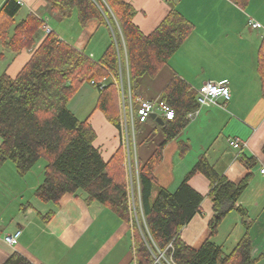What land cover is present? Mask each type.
<instances>
[{"label": "trees", "instance_id": "trees-1", "mask_svg": "<svg viewBox=\"0 0 264 264\" xmlns=\"http://www.w3.org/2000/svg\"><path fill=\"white\" fill-rule=\"evenodd\" d=\"M44 1L64 19L76 13L82 27L98 20L108 29L111 42L101 59L95 61L55 31L47 33V20L35 13L17 23L22 10L19 0L3 3L0 46L16 55L28 50L31 57L16 76H10L7 70L0 76V167L10 161L16 173L25 177L45 160L44 180L35 193L42 202L58 208L64 196L72 195L88 204L98 203L122 221L132 222L122 146L111 159L105 160L94 145L97 135L89 119L80 120L68 104L84 83L94 82L99 92L97 109L120 128L119 89L114 79L120 82L122 75L126 92L130 90L134 98L141 95L144 82L159 75L194 26L178 11L173 0H166L171 6L169 14L148 35L135 25V9L127 0ZM230 1L243 10L250 3V0ZM0 58H4V53H0ZM258 73L264 97V40L258 53ZM102 83L105 87L100 89ZM160 97L175 110L176 116L171 121L163 120L165 124L160 127L163 140L146 161L139 160L141 208L147 229L133 225L135 264H156L154 255L158 252H164L175 264H258L252 254L250 216L240 204L250 176L239 183L229 181L202 156L174 191L159 183L156 170L167 145L188 126L191 121L188 114L199 109L197 91L177 76ZM187 150V145H180L181 154ZM242 160L248 166L256 162ZM196 174L210 181L209 197L214 204V216L209 223L211 236L198 249L181 237L183 229L202 213L204 197L189 184ZM233 211L239 214L246 232L227 253L212 237ZM55 214L51 211L45 220ZM4 264L33 263L13 253Z\"/></svg>", "mask_w": 264, "mask_h": 264}, {"label": "crops", "instance_id": "crops-1", "mask_svg": "<svg viewBox=\"0 0 264 264\" xmlns=\"http://www.w3.org/2000/svg\"><path fill=\"white\" fill-rule=\"evenodd\" d=\"M19 1L22 7H27V15L35 13L50 22L66 20L53 13L44 0ZM127 1L135 9V25L146 35L151 34L171 10L166 0ZM173 3L193 24V31L159 75L144 82L141 95L148 100L159 98L177 76L196 91L207 82L226 83L232 97L225 106L200 108L182 133L167 145L156 176L162 186L174 191L202 156H206L218 173L229 181L239 183L250 176V184L240 204L250 216L253 257L258 264H264V174L261 173L264 169V97L258 73V53L264 40V28L249 26L250 18L264 26V0H250L245 10L230 0H173ZM71 18H75L78 24L76 26L72 22L69 36L60 33L61 39L93 60H100L107 42L101 29L106 27L98 20H91L89 27L87 24L81 29L77 14ZM97 39L102 40L98 47H90ZM30 57L28 50L13 56L5 71L10 76H16ZM88 93V90L82 93L81 89L77 94L79 96H75L68 107L80 120L89 119L97 135L94 145L100 149L104 159L109 160L121 146L119 128L108 120L102 110L97 109V102L91 106L88 97H85ZM141 125L143 127L138 130V155L139 160L144 162L163 140V135L161 125L152 118ZM231 138L244 142L242 152L230 147ZM182 144L188 146L184 154L180 153ZM242 158L256 162L248 166ZM5 165L0 167V176ZM189 184L204 197L202 213L190 221L181 237L189 246L198 249L211 236L209 223L214 216V204L209 197L210 181L204 175H194ZM26 186L29 191L30 186ZM31 196L41 204H34L31 199L17 205L15 214L11 216L5 213L12 208L0 211V264H4L13 253L21 254L33 264H135L132 222L122 221L98 203L88 204L83 198L72 195L64 196L58 208L42 202L35 192ZM51 211L56 214L46 221L45 216ZM229 219L236 222L238 232L226 249L231 239L225 232ZM18 231H22V235L17 245H8L5 236ZM245 232L239 214L233 211L224 219L212 240L229 253Z\"/></svg>", "mask_w": 264, "mask_h": 264}, {"label": "built area", "instance_id": "built-area-1", "mask_svg": "<svg viewBox=\"0 0 264 264\" xmlns=\"http://www.w3.org/2000/svg\"><path fill=\"white\" fill-rule=\"evenodd\" d=\"M21 3V2H20ZM249 26L253 29H262L264 26L253 18L249 20ZM51 29L47 28V33ZM126 69H128L126 61ZM122 70V68H121ZM120 82L115 80L119 89V105H120V128L119 134L121 139V146L124 153V166L126 170L127 192L131 213L132 225L136 224L140 229L141 222L147 229L144 214L141 208V189H140V166L138 155V130L137 124H144L156 115L162 120L171 121L175 118V110L161 97L148 100L143 96L132 97L130 90L126 92L122 80ZM94 85V82H92ZM105 84H100V89L104 88ZM199 109L188 114L189 119H193L199 112L200 108L205 106H225L232 97L231 89L226 83L207 82L197 90ZM222 101V104H221ZM229 144L232 148L243 151L245 147L244 142L239 138H231ZM264 174V169L261 171ZM139 205V208H138ZM22 235V231H18L12 235H6L4 240L10 246H15ZM158 256V257H157ZM154 255L156 264H175L171 259L169 260L164 252H158Z\"/></svg>", "mask_w": 264, "mask_h": 264}, {"label": "rangeland", "instance_id": "rangeland-1", "mask_svg": "<svg viewBox=\"0 0 264 264\" xmlns=\"http://www.w3.org/2000/svg\"><path fill=\"white\" fill-rule=\"evenodd\" d=\"M5 1L6 0H0V9L3 6V3ZM27 13H28L27 7L23 6L20 14L16 18L17 23L22 21L26 17ZM45 19H46V17H45ZM93 21L97 22V20H93ZM46 22L49 25V28L51 30L55 31L59 36L61 35L60 33H63V35L66 37H68L70 34V27H71L72 22H75L76 26L78 24L75 18H71V19L69 18L66 20L58 19V20H52L51 22L49 20H47ZM89 24H91V23H89ZM89 24H88V27H89ZM59 26H61V27H59ZM58 27H59L60 31H62V32H60L58 30ZM80 28L82 29L83 27L80 26ZM12 30H13V28H12ZM101 32H103L102 33L103 36L107 38V42L105 43V47L107 49V47L109 46V44L111 42V37H110L109 31L107 28H103V29H101ZM60 37L62 38V36H60ZM101 42H102L101 39H97L96 41L92 42L90 47L96 48V47H98V45ZM101 48H103V45L101 46ZM5 50H7V51H5ZM0 53H4V57H5V59L0 58V76H1L5 72V69L8 66V64L10 63L12 57L16 56V54L13 53L11 50L6 49L3 46H0ZM103 54H104V52H103ZM91 85H92L91 83H84L79 88V90L75 96H79L77 94L79 93V91L81 89H82V93H84V94H85L86 90H88L89 93L87 95H85V97H88L89 102L91 103V106H93V105H95L94 103H96L99 99V92L96 89V87L93 86L94 87L93 88ZM140 127H143V126L141 124H137L138 130L140 129ZM45 165H46V161L41 160L36 165V167L29 173V175L27 177L21 178V177L17 176V174L15 172L14 164L10 161L6 163V165L4 166V169L1 171L2 175L0 176V211L3 208H12L10 210V212L5 213V215L11 216L12 214H15L17 205L19 206L22 203L25 204V203H27V201H29L31 199H33L34 204H41L36 198L32 197L31 194L32 193L34 194V192L36 193V190L38 189V187L41 185V183L44 180V167H45ZM26 185L30 186L29 191H27ZM19 186H20V188H19ZM138 208H139V205H138ZM235 223L236 222L233 219H229V221L227 223V225L228 224L229 225L225 229L226 230L225 232H226L227 236L231 237V239H229L230 241L227 242L226 249H228L229 246L231 245V240H235L236 234L238 232L236 230ZM141 225L143 228H145V226L142 222H141Z\"/></svg>", "mask_w": 264, "mask_h": 264}, {"label": "water", "instance_id": "water-1", "mask_svg": "<svg viewBox=\"0 0 264 264\" xmlns=\"http://www.w3.org/2000/svg\"><path fill=\"white\" fill-rule=\"evenodd\" d=\"M152 119L156 120V122L159 123L161 126H164L165 124V122L161 118L157 117L155 114L152 115Z\"/></svg>", "mask_w": 264, "mask_h": 264}]
</instances>
